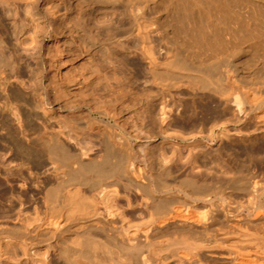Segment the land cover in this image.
<instances>
[{
  "label": "bare ground",
  "instance_id": "1",
  "mask_svg": "<svg viewBox=\"0 0 264 264\" xmlns=\"http://www.w3.org/2000/svg\"><path fill=\"white\" fill-rule=\"evenodd\" d=\"M93 1L90 26L99 28L95 13L116 2ZM126 1L128 20L105 27L122 54L132 42L142 58V99L99 106L23 99L16 88L2 97L35 75L40 52L28 47L57 36L54 22L71 7L0 0V264H264V74L243 63L257 43L228 28L225 6L207 29L196 23L216 42L149 23L148 0ZM163 30L165 54L151 38ZM173 91L189 98L168 99Z\"/></svg>",
  "mask_w": 264,
  "mask_h": 264
},
{
  "label": "rangeland",
  "instance_id": "2",
  "mask_svg": "<svg viewBox=\"0 0 264 264\" xmlns=\"http://www.w3.org/2000/svg\"><path fill=\"white\" fill-rule=\"evenodd\" d=\"M67 1H69L68 4H70L69 6L72 8V9L70 8V10H72V11L70 12V10H69L68 13L64 12L63 15L65 17L62 16L63 18H61V21L59 20L56 23L54 22V25H55L54 27L59 29L58 35L53 36L52 40H50V41L43 40L41 42V44L34 43V45L32 44L33 45L32 47H28V48L34 47L36 49L39 48L38 51L40 53L39 52L38 53L40 55L38 57V68H39L38 71L35 72V75L31 74V73H27L26 74L27 76L26 75L22 76V78L19 77L18 78L19 81L18 80L17 81L19 82L20 85L18 84V82L16 80L13 79L14 80V86L13 87L11 86L12 90L10 91V89H7L8 91H6V93H4L5 91H2V92L0 91L2 97H3V95H4V97H8V98L11 97L12 95L10 96V93L11 92L13 93L17 89L15 92L21 94V96L23 93V97H22L23 99L28 98V100H29V98H31V100H46V101H50L54 104H64L66 101L70 102V100H73L71 102H74V101L76 102V100H77V102L79 101L82 103H83V101H85V102L92 101L89 103H92V104L96 103L95 105H97L98 103L101 104V101H103L102 103L104 105L109 106L110 105L109 103H111V101L112 102L115 101L116 98H117L116 101L111 103L112 105L119 104L120 102H124V103H120V104L134 103V101L137 102L139 100L137 98L140 97L139 93H143L142 91H140L141 88L143 89L141 84L139 85V83L141 81L138 80L141 78V73H142L141 72L142 71V64L141 63H143V61L140 62L142 60V58L139 57L140 56L139 53H137V55H136V52H138V51L136 50V48H134V46H132V42H131L130 46H129V44L127 45V46H129L128 49H130V50L128 51V50L124 49V51H127V52H124V54H122L123 53L122 47H117L116 45H112V42L110 39L111 32H109V30H107V28H106L112 19H114V22L116 20L115 23H117V25L119 24V20H120V22L124 21V20H128L129 17L126 18V16H125V15H127V13L125 11L126 10L128 11L129 9L127 7L130 6V5H128L129 4L127 2L128 0L127 1L121 0L120 1L121 3L118 1L119 2L118 5H117V1L115 0L116 6L114 5L115 7H113L115 9V11H114V9H112V11L111 10L110 11L99 10V11H97L98 14H97V12L95 13L96 19L97 18L99 19V20L97 19V25L102 27V28H100V27L98 28L95 25L90 26V25H92L90 20H91V15L93 14L92 13L93 8H96V7L98 8V6L96 4L97 2H95L93 0L92 1L91 0H87V1L86 0H67ZM122 1L124 2V4ZM125 1L127 2L126 3L128 5L127 7L125 6ZM147 3L148 4L144 8L145 9L144 12H145V19L148 20L149 23L151 22L150 20H152V19H155L154 21H156L158 19L157 21L160 22V24H162V25L165 24L166 27L168 24V28L169 29L172 28V29H170L171 31H173L174 26H177L175 28L180 27L179 29H181L182 31L183 30L186 31L187 33L189 32L188 26H190L191 28H190L189 34H191L192 36L195 34L196 37L201 38V39H202V36H203V38H205V36H206V38H209V39L214 38L212 36L213 32L208 31L209 29L205 30V31H201V28H198L197 27L198 24H196V23H200L199 21L202 19L201 23L203 24V26L204 25L206 26V23L208 25L209 23L207 20H208V17H210L209 14L212 11H215L218 8L221 9L222 7L225 6L226 8L224 7V9L228 10V12H229L228 19H229V16H231V19H229V20L232 21V19H233V21H234V23H232L231 25H229L230 23H227L228 28H229V26L234 27L233 29L235 30L236 35L238 33V36L241 37V39L242 38L248 39V37H250V39L252 38L251 41L253 43V46H254V44L256 45V43L258 45V46L256 45L257 49L254 48L255 50L253 53H251L252 55H249L250 57L247 56L244 58L245 60H243V63H246V64L248 63L250 66H252L256 63L257 67L259 68L258 70H256V74L259 73V77H263L262 75L264 74V70H263L264 66H261V65H264V63H263L264 62V44H262V43H264V0H148ZM205 4H207V5H205ZM116 7H117V9H116ZM200 7H202V8H200ZM231 7H233V8H231ZM122 8H125V9H122ZM240 8H242V9H240ZM120 9H122L123 11H121ZM198 9H199V11L202 10L200 13L202 16H200V14L198 16V13H199ZM233 10H234V12L239 11L240 17L244 21V22L242 21L243 26H240V28H241L240 30L238 29L239 28L238 24H240V23L239 22L236 23V21H235L236 17L238 18V16L233 12ZM120 11L122 13L123 12L126 13V14L123 13L124 17H123V15L121 16L122 13ZM194 11H197V12H195V13H197V15L194 14ZM204 11H205V13H203ZM82 13H84V14H82ZM90 13H91V15H89ZM206 14H208V15H206ZM195 16L196 17L198 16L199 18H197V20H196ZM240 17H239V19H241ZM110 18H111V20H109ZM194 19H195V21H194ZM203 20H205V21H203ZM192 21H193V23H195L194 25H193V23H191ZM100 22H102V23L104 22V24H102ZM126 22H128V21H126ZM148 22H146V23L149 24ZM106 23H108V24H106ZM130 23H132V21H130L126 25L130 29V33H133V29L135 26H134V23H132V24H130ZM177 23H178V25H177ZM56 24H57V27H56ZM129 24H130V26H129ZM170 24H172L173 26ZM101 25H103V26H101ZM195 25H196V27H194ZM223 25H225V24L220 25V28L223 27ZM187 27H188V29H187ZM62 28L65 30H63ZM194 28H195V30H197V29H199V30L195 31ZM225 28H226V26H225ZM205 29H207V26ZM60 30H62L61 31L62 34H61ZM221 30H222V28H221ZM221 30H220L221 33L219 32L218 36H221V34H223V31H221ZM243 30H246V33H244L245 31H243ZM252 30H255V31L252 32ZM237 31H239V32H237ZM196 32L198 34H196ZM59 33L61 34V36ZM209 33L212 37L209 36ZM161 34L165 35V36L159 37V36H162ZM161 34H158L157 32L152 34L151 38L153 40L152 42L154 43L152 45L155 47L154 50L156 52L158 51L159 53L165 54V51L167 49L166 46L168 47V45H167L168 43L166 42V39H167L166 38V32H164V30H163V32ZM246 35H247V37H246ZM255 37L256 38L258 37V39H256ZM259 37H260V39H259ZM163 38H166V39H163ZM219 38L215 36V39H212V40H215L217 42ZM261 38L263 39V41ZM253 40L257 41V42H254ZM150 41H151V39H150ZM28 42H29L28 38L25 37L23 39V43L25 45L24 44L23 45L27 46L26 43H28ZM12 44L15 45L16 43L13 41ZM36 44L39 46L36 47ZM157 44H159V45H157ZM11 45H10V47H12V48L15 47L14 45H12V46ZM20 47H18V49L23 50L22 48H24V47H21V48ZM59 48L61 49L62 52L60 51ZM21 50H20V52H23ZM40 50H42V51H40ZM58 51H60V53ZM117 51L119 54L117 53ZM21 54H24V53H21ZM57 54H58V56H56ZM61 54L63 57L60 56ZM125 54H126V56H124ZM127 54H128L129 58L127 57ZM105 55H107V56H105ZM60 57H62V59ZM120 57H123L122 62H121V60L119 61ZM137 57H139L141 60H139V58H137ZM127 58H128V60H127ZM24 59H26V57H24ZM130 59H133V60H130ZM116 60L119 61L118 63L120 65L117 63L115 64ZM123 60H125V62ZM112 61H115V62H113L115 64V66H119L120 68L114 67L112 65L113 64ZM126 61H127V63H126ZM128 61H129V64H128ZM61 62H65L66 64L65 63L62 64ZM123 62L126 64H122ZM54 64H55V66H54ZM52 65H53V67H52ZM123 67H126V68H123ZM260 68H261V70H260ZM118 69H120V70H118ZM136 71H138V72L136 73ZM257 71H259V72H257ZM134 74H135V77H134ZM260 74H261V76H260ZM100 76H102V77L100 78ZM29 77H31L30 79L37 77V79L33 80V81L38 80V82L30 83V81H32V80H29ZM38 77H40V78H38ZM256 77H258V75H256ZM163 78L165 79L166 77H163ZM22 79H23V83L20 82V80L22 81ZM13 80L11 81L12 83H13ZM26 80H28L29 82H26ZM137 81H139V82L136 83ZM128 82H130V83L132 82L133 85L131 87H129L131 84L129 85ZM62 83H64V84H62ZM86 83H88V84H86ZM135 83H136V85H135ZM21 84H22V86H21ZM26 84H27V86H25ZM126 85H128V87ZM60 87H61V89H60ZM131 89H133V90H131ZM257 90H258L257 93L255 90L256 94H259L260 96H262L264 94V88L262 90H261V88H258ZM83 92H84V95L82 96ZM173 92H175V93H173L172 96H169L168 99H171V97L176 96L175 100L178 101L182 97L186 96L185 94H182V92L180 93L179 91L178 92L173 91ZM117 93L119 94V96ZM85 95H86V97H85ZM188 96L184 97L183 99L185 100V99L189 98ZM174 97H173V99H174ZM87 98H89V99L87 100ZM141 99H142V96H141ZM141 99L139 100V102L141 101ZM100 104H98V105L99 106L103 105V104H101V105ZM123 114L126 117H128L130 115V113L127 111ZM230 129H231V127H230ZM231 130H233V128ZM10 159H12V158H10ZM31 204H33V203H31Z\"/></svg>",
  "mask_w": 264,
  "mask_h": 264
}]
</instances>
